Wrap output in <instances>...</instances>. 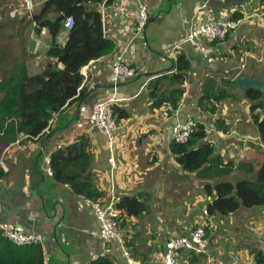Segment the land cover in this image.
<instances>
[{"label":"crops","instance_id":"obj_1","mask_svg":"<svg viewBox=\"0 0 264 264\" xmlns=\"http://www.w3.org/2000/svg\"><path fill=\"white\" fill-rule=\"evenodd\" d=\"M139 5L148 21L137 32L128 12ZM35 6L41 3H32V11ZM94 7L100 11L103 36L113 42V51L80 69V96L52 114L39 139L22 137L5 148L0 159L4 174L0 177V222L18 224L24 232L40 235L43 264H89L99 256L113 264H130L116 244L99 236L92 203L136 196L147 202V209L138 216L119 210L118 217L132 262L157 264L169 237L186 235L193 225L201 224L207 227V253L221 264H256L253 252L264 255V205L241 206L227 215L210 217L203 212L209 200L204 189L207 184L250 180L264 158V143L252 123L245 92L223 82L232 74L243 73L259 76L264 83V0H111ZM235 11L242 21L224 40L183 41L196 18H232ZM32 26L26 27L22 37L31 54L26 62L28 74L40 72L46 64L49 44L46 29H40L37 36ZM33 34L36 44L30 51L28 42ZM66 35L67 29L61 30L56 43L62 45ZM119 53L135 69L134 75L114 78L108 62ZM179 54L186 57L189 69L179 104L169 115L164 104L152 107L148 94L159 76L174 73ZM208 77L231 95L213 102L212 113L198 105ZM164 90L160 89L166 92L167 88ZM110 98L114 100L112 108L126 114L116 117L114 170L108 162L105 137L89 119L92 104ZM186 121L203 126L205 140L213 144V156L223 164L232 162L226 174L204 177L177 164L170 152L171 129ZM219 126L227 127L226 131ZM80 136L89 144V170L100 193L98 200L77 195L48 172L49 153ZM239 162L242 165L236 167ZM179 261L218 264L209 263L204 254L187 252L179 254Z\"/></svg>","mask_w":264,"mask_h":264},{"label":"trees","instance_id":"obj_2","mask_svg":"<svg viewBox=\"0 0 264 264\" xmlns=\"http://www.w3.org/2000/svg\"><path fill=\"white\" fill-rule=\"evenodd\" d=\"M111 0H42L38 11L27 12L18 23H32L46 29L49 44L45 51L46 64L40 72L28 74L24 63H17L16 70L4 69L0 74V159L6 147L24 137L25 140L39 139L48 125L53 113L60 111L76 100L83 81L80 69L92 60L110 55L113 42L103 36L102 19L95 4H107ZM2 4H0V8ZM5 8L0 9V18L5 15ZM4 11V12H3ZM72 17L73 25L67 29L64 46L55 42L63 21ZM232 19L240 18L235 11ZM25 24V25H26ZM26 28V26H25ZM16 34L14 39L23 35ZM39 36V33H37ZM24 51L26 44L22 42ZM31 55V54H30ZM25 57V55H23ZM15 63V64H16ZM14 64V65H15ZM61 67H58V65ZM174 73L159 76L150 85L149 98L152 107L164 104L165 111L171 115L177 108L181 95V85L189 69V62L183 54L175 60ZM237 74V73H236ZM232 74L224 83L236 85ZM167 88L166 92L160 89ZM164 90V91H165ZM249 100L250 117L258 136L264 143V99L254 91L244 93ZM231 98L229 92L217 85V81L208 77L203 81L202 95L198 105L207 112H214L213 102ZM118 118L126 116L113 108ZM221 131L227 127L219 126ZM206 132L199 123H194L191 134L184 143L171 141L170 152L177 164L189 173L197 172L202 176L212 177L226 174L232 168V162L226 164L213 156V144L205 140ZM91 153L86 137L80 136L74 142L56 147L48 155V167L55 181L68 185L77 195L89 200H98L100 193L92 184L90 174ZM242 165L239 162L236 167ZM251 170L250 167H248ZM3 171L0 169V177ZM252 179L235 183L216 181L205 186L209 200L204 208L205 215H227L241 206L253 208L264 205V158ZM104 202L103 200H98ZM117 209L127 216H138L147 209V202L136 196H121L115 203ZM204 230L206 226L202 225ZM192 254V253H188ZM256 264H264V255L254 251ZM43 250L39 243L18 246L0 235V264H43ZM89 264H113L104 256L94 258ZM183 264V263H182Z\"/></svg>","mask_w":264,"mask_h":264},{"label":"built area","instance_id":"obj_3","mask_svg":"<svg viewBox=\"0 0 264 264\" xmlns=\"http://www.w3.org/2000/svg\"><path fill=\"white\" fill-rule=\"evenodd\" d=\"M24 3L32 6L31 1L25 0ZM128 16L134 21L137 32L142 31L148 21V14L140 5L129 11ZM241 21V19L223 16L206 19L196 18V22L188 30L183 41H192L199 38L209 42L222 41L227 35L238 28ZM62 24L64 29L71 28L73 25L72 17L65 18ZM108 67L115 79L126 78L135 74V69L126 63L122 53L114 55L109 60ZM113 101L111 98L96 101L92 104L89 114L92 126L102 132L105 137V144L110 152L108 162L112 170L115 168L112 150L115 145L114 132L117 128V119L112 108ZM193 126L194 123L192 121L176 123L171 129V141L184 143L191 134ZM48 172L51 174L50 169H48ZM115 203L112 200H107L106 202L94 201L92 203L98 224L99 236L105 242L116 244L122 250L128 263L137 264L132 262L126 252L123 232L119 227V209L116 208ZM203 214L205 215V211ZM0 235L18 246L35 243L41 244L40 235L24 232L20 225L14 223L0 222ZM182 252L204 254L209 263L221 264V261L216 256L207 253V238L201 224L193 225L186 235L169 237L165 241L164 250L157 264H182L179 261V254Z\"/></svg>","mask_w":264,"mask_h":264},{"label":"rangeland","instance_id":"obj_4","mask_svg":"<svg viewBox=\"0 0 264 264\" xmlns=\"http://www.w3.org/2000/svg\"><path fill=\"white\" fill-rule=\"evenodd\" d=\"M27 1H31L32 3H41L42 0ZM24 2L25 0H0V4H2L0 9L3 7L5 8V15H3L2 19L0 18V74L4 69L9 72L14 69L16 70L18 65L17 63L21 62L25 64L27 71L26 62L29 61L31 55L24 51L22 37L26 32L25 26L29 27L31 24H26L27 19H25L22 23L18 22L25 18L26 13L30 12L28 10H30L32 6L26 5ZM23 30H25L23 35L14 39V36L22 33ZM23 55H25V57Z\"/></svg>","mask_w":264,"mask_h":264},{"label":"water","instance_id":"obj_5","mask_svg":"<svg viewBox=\"0 0 264 264\" xmlns=\"http://www.w3.org/2000/svg\"><path fill=\"white\" fill-rule=\"evenodd\" d=\"M39 7L35 6L34 11H38ZM40 28L37 26L34 28V32L39 33ZM35 34H33V38L29 39L28 42V50L32 51L35 47L36 40L34 38ZM59 38L55 37V42H58ZM64 46V43L62 44ZM233 83L236 85L237 89L241 92H245L248 90H254L258 92L261 97L264 99V83L259 76H245L243 73H238L232 79Z\"/></svg>","mask_w":264,"mask_h":264}]
</instances>
